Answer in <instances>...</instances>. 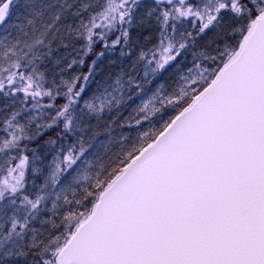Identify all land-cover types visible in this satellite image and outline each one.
I'll use <instances>...</instances> for the list:
<instances>
[{
	"label": "snow or ice",
	"instance_id": "1",
	"mask_svg": "<svg viewBox=\"0 0 264 264\" xmlns=\"http://www.w3.org/2000/svg\"><path fill=\"white\" fill-rule=\"evenodd\" d=\"M0 264H264V0H0Z\"/></svg>",
	"mask_w": 264,
	"mask_h": 264
}]
</instances>
